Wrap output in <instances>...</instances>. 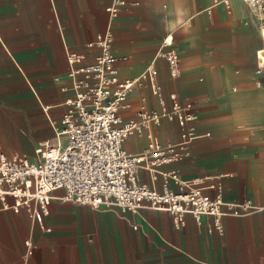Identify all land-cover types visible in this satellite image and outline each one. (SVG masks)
Segmentation results:
<instances>
[{"label": "crops", "instance_id": "0c3cea01", "mask_svg": "<svg viewBox=\"0 0 264 264\" xmlns=\"http://www.w3.org/2000/svg\"><path fill=\"white\" fill-rule=\"evenodd\" d=\"M113 1L0 0L1 148L33 157L34 147L54 140L52 122L58 123L65 110L60 103L72 95L65 50L91 59L98 48L86 43L109 32L112 52L123 56L115 64L120 78L138 77L152 62L167 104L171 91L192 103L195 136L188 154L160 169L182 179L203 176L204 190L214 194L218 188L226 201L250 198L264 205V66H257L264 36L244 22L251 15L247 4L229 0L228 12L216 0H127L137 4L121 5L112 15ZM167 32L178 53V77L156 56ZM126 99L123 119L135 117L141 104L159 106L147 79ZM152 131L161 141H178L181 127L164 117ZM147 142L144 133L130 134L123 146L139 152ZM138 177L151 183L147 169L140 168ZM211 182L215 187L206 186ZM153 184L177 188L161 174ZM211 219L202 214L196 222L188 213L175 227L164 209L134 212L53 198L44 230L0 201V264H264V209L224 215L222 232L208 229Z\"/></svg>", "mask_w": 264, "mask_h": 264}, {"label": "built area", "instance_id": "2783aa9c", "mask_svg": "<svg viewBox=\"0 0 264 264\" xmlns=\"http://www.w3.org/2000/svg\"><path fill=\"white\" fill-rule=\"evenodd\" d=\"M243 1L251 12L244 22H253L261 35L264 0ZM216 2H222L230 12L229 0ZM126 3L135 5L137 1L114 0L108 10L116 15L119 7ZM112 39V34L107 32L89 40L88 46L98 48L91 59L83 52L65 50L66 75L70 79L72 95L60 103L65 110L58 123L52 122L53 141L39 143L34 147L33 157L18 151L6 153L0 146L2 206L16 212L24 211L44 230L48 227L43 218L49 213L51 200L57 198L94 208L117 206L134 212L143 207L164 209L175 227L184 224L188 213L196 222H200L202 214H208L212 217L208 229L218 232L223 231L224 215H244L264 209V205L250 198L235 203L226 201L218 188L214 194H209L204 190L203 176L182 179L172 169H160L162 164L188 154L187 144L195 136L196 115L192 103L179 101L176 93L171 91L167 94V104L152 62L138 77L120 78L115 64L123 56L112 52ZM156 56L165 59L171 77L180 75L171 32L163 36ZM257 66H264V58L258 57ZM143 79L149 81L159 106L148 108L141 104L135 117L123 119L121 109L130 106L127 94ZM164 117L176 119L180 125L178 141H161L153 133L152 126ZM143 133L148 142L141 151L129 152L124 148L123 140L128 135ZM140 168L149 171L150 184L139 179ZM157 174L165 180L172 177L177 188L164 184L162 189H157L153 184ZM206 186L215 187V183ZM57 189L60 192L55 194ZM24 243L29 251L31 240L27 238Z\"/></svg>", "mask_w": 264, "mask_h": 264}, {"label": "bare ground", "instance_id": "6f19581e", "mask_svg": "<svg viewBox=\"0 0 264 264\" xmlns=\"http://www.w3.org/2000/svg\"><path fill=\"white\" fill-rule=\"evenodd\" d=\"M262 36H264V27L262 28ZM257 52H258V50L256 51V55H257Z\"/></svg>", "mask_w": 264, "mask_h": 264}]
</instances>
